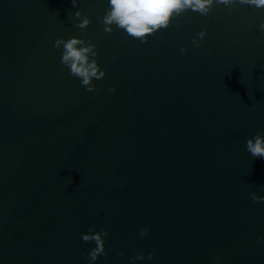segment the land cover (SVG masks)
<instances>
[{
	"label": "water",
	"instance_id": "95a60500",
	"mask_svg": "<svg viewBox=\"0 0 264 264\" xmlns=\"http://www.w3.org/2000/svg\"><path fill=\"white\" fill-rule=\"evenodd\" d=\"M108 7L0 0V264H89L92 226L110 233L95 264H264V158L246 150L264 134V8L189 10L142 43L104 31ZM61 36L98 46L94 91Z\"/></svg>",
	"mask_w": 264,
	"mask_h": 264
},
{
	"label": "clouds",
	"instance_id": "9594fccd",
	"mask_svg": "<svg viewBox=\"0 0 264 264\" xmlns=\"http://www.w3.org/2000/svg\"><path fill=\"white\" fill-rule=\"evenodd\" d=\"M71 3L73 7H76L79 0H71ZM214 4L224 5L229 11H232L236 4L255 9L264 8V0H109V7L106 9L101 23L107 33H111L113 25H115L124 30L128 36L146 43L149 35L167 28L173 18L181 17L189 10L207 17ZM74 16L79 18L76 24L78 29H85L91 23V18L84 15L82 9H78ZM259 29L264 32V21L260 22ZM205 35L206 30L200 31L199 39L194 37L192 40L193 47H199ZM53 46L63 48L61 64L70 70V74L80 79L81 85L85 87L86 91H94L96 85L92 83L93 79L100 80L106 73V70L101 68L96 59L98 46L90 40L86 41L78 36L69 39L61 36L55 40ZM180 50L181 52L187 51L183 46ZM115 90L114 85L109 88L110 92ZM246 150L253 158H264V134L257 132L253 137L247 139ZM250 196L254 203L264 201V196H259L255 192H252ZM149 231V228H143L140 237L143 238ZM109 236L110 233L106 228L94 231V226L82 234L83 242L94 241L96 245L87 252L89 264H95L101 255H108L105 249V238ZM123 254V251L117 253L118 256ZM155 254V250L148 253V259H152ZM132 259L142 260L144 253L137 252Z\"/></svg>",
	"mask_w": 264,
	"mask_h": 264
}]
</instances>
